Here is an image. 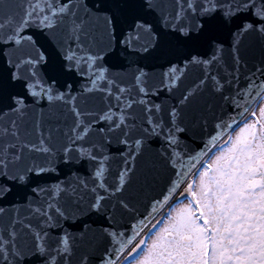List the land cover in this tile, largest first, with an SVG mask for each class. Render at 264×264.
<instances>
[{"label":"snow or ice","instance_id":"6c2138e0","mask_svg":"<svg viewBox=\"0 0 264 264\" xmlns=\"http://www.w3.org/2000/svg\"><path fill=\"white\" fill-rule=\"evenodd\" d=\"M24 4L26 7L21 13L5 14L4 0H0V57L7 66L0 78V105L6 104L8 111L17 117H23L26 111L25 94L4 95L9 84L14 86L19 82L34 101L38 98L37 88L41 89L40 98L47 94L50 102L64 99L63 95H51L37 79L36 68L47 59L43 53L33 55L24 51L26 45L33 50L42 47L29 34L32 28L39 29L49 40V33L63 28L69 40L63 55L64 67L84 76H87V68L93 85L106 80L105 57L119 58L121 53L155 56L162 40L167 44L165 55L171 57L167 59L168 71L161 74L159 86L149 82L143 68L134 74L133 88L141 97L139 100L129 95L131 102L124 104L125 94L131 90L107 81L106 94L117 102L119 115L116 116L110 106L101 116L93 117L107 124V128H98V132L120 130V135L125 137L120 143L126 149L131 148L125 157L126 164L129 158L135 159L140 154L143 139L153 136L161 140L158 154L170 169L165 189L151 204L152 211L138 221L139 229L133 224L130 234L108 233L113 238L112 246L106 250L102 264H264V106H261L264 63L246 78L245 87L237 88L233 95H226L225 89L238 77H230L221 67L225 44L221 37L226 31L233 37L232 66L237 71L242 58L235 37L254 33L264 38V0H170V3L113 0L111 8L100 0L93 7L105 13V23L111 26L105 28L106 43L102 48L85 26L91 10L80 17L73 0H24ZM82 7L88 8V5ZM113 9L116 11L112 12ZM124 10L132 14V19L126 29L119 30L117 13ZM9 50L12 58H9ZM190 66L201 69L198 82L185 89L178 105L167 111V119L156 115L161 112V106L145 103L143 98L162 90L177 89L185 74L182 69ZM206 89L218 94L232 112L226 114L227 118L221 116L209 138L192 149L184 143L188 137L183 126V108ZM87 90L93 91L92 88ZM136 104L141 106L143 114L144 127L140 129L143 139H135L134 146H130L128 118ZM73 112L76 127L84 133L75 139L84 140L89 129L80 123L82 113L75 108ZM3 114L4 108L0 107V115ZM22 135L17 119L0 121V198L11 191L8 182L23 184L28 174L39 175L45 171L42 166L21 167L26 151L51 153L43 133L39 134L38 143L25 141ZM71 151L66 148L65 156ZM85 155L96 159L87 150ZM129 172L130 166L119 174L118 185L110 195L123 192ZM103 174L101 162L97 179H102ZM143 179L146 184L154 183L155 170H147ZM98 187L109 191L103 183ZM104 200V196L97 197L90 209L100 212ZM117 204L124 211L131 210L129 202L123 198L118 199ZM3 211L0 208V213ZM33 211L48 228L53 226V220L64 216L61 208L51 202ZM16 225H20L21 230L27 229L32 237L27 251L16 244L19 237ZM69 240L66 233L53 239L47 228L33 231L30 222L14 220L0 231V264H31L36 259L42 264H72L74 251ZM79 264H89V257L81 256Z\"/></svg>","mask_w":264,"mask_h":264},{"label":"water","instance_id":"95a60500","mask_svg":"<svg viewBox=\"0 0 264 264\" xmlns=\"http://www.w3.org/2000/svg\"><path fill=\"white\" fill-rule=\"evenodd\" d=\"M73 2L79 8L80 17H84L85 12L91 10L92 14L85 20V26L96 37L99 47H104L105 28L111 26L105 23V13L93 7L100 0H73ZM104 2L111 8L113 0H104ZM160 2L170 3V0H160ZM84 4H87L88 8L82 7ZM23 7H26L24 0H4L5 14L21 13ZM115 11V9L112 10V12ZM112 12L108 14L111 15ZM117 18L119 30H124L128 27L132 14L124 10L117 13ZM149 19L153 18L149 17ZM29 34L33 35V39L42 47L33 50L26 45L24 51L31 52L33 55L36 52H42L47 58L36 68L38 81L45 89L50 90L51 95L54 97L63 95L64 99L50 102L47 94H43V98H40L41 89L37 88L35 91L38 98L34 101L32 96L26 94L27 90L20 87L19 82L14 86L9 84L4 89L6 96L24 93L27 108L23 117H17L15 113L8 111L6 104L0 105L4 108L0 121L6 123L8 120L17 119L20 122L22 139L32 143H38L39 134L43 133L46 146L51 149V153L27 151L24 153L21 167L39 168L42 166L45 171L39 175L28 174V179L23 184L8 182L11 191L0 198V208L4 209L3 213H0V231L8 228L14 220H21L25 223L30 222L33 225V231L47 228L53 239L66 233L74 251L72 264H79V258L83 255L89 257V264H102V259L106 258V250L112 246L113 238L108 233L116 231L130 234L133 224H137L139 229L138 221L152 211L151 204L165 189L170 169L158 154L161 152V140L153 136L147 139L142 138L140 129L144 127V124L139 104H136L131 110L132 114L129 115L130 131L127 139L130 146H134L135 139H143V144L140 154L136 155L135 159L129 158L127 164L125 157L128 156L131 148L126 149L125 145L120 143L125 138L120 135V130L100 133L97 129L107 128V124L97 122L93 120V117L101 116L110 106L115 115H119L117 102L110 100L106 94L109 80L113 81L116 86L131 90L125 94L124 104L131 102L128 99L129 95L136 100L141 99L133 88V76L138 69L143 68L148 73L149 82L159 86L161 74L168 71L167 59L171 58L165 55L167 44L162 40L160 51L155 56H125L121 53L119 58L105 57L103 64L107 69L106 80L97 81L93 85L88 78L91 72H88L87 68H85L87 76H84L76 70L68 71L64 67L63 55L67 51L69 40L63 28L55 30L54 34L49 33L50 40L36 28L30 29ZM221 38L225 40L224 60L221 67L230 77L232 75L238 77L230 87L225 89L226 95H233L237 88L245 87L246 78L257 66L264 63V38L254 33L235 37L242 58L238 71L232 66L233 37L226 31ZM95 50L97 49L94 45L93 51ZM9 58H12L11 50H9ZM5 67L7 66L4 59L0 57V78L3 77ZM182 71L185 74L177 89L172 92L162 90L157 95L143 98L145 103L161 106V112L156 115L167 119V111L178 105L185 89L198 82L202 75L201 69L196 66H190ZM89 88L93 91L89 92L87 90ZM74 108L82 113L79 118L81 125L89 129L84 140L75 139L78 134L84 135V133L76 127L77 118L73 112ZM231 112L232 109L220 99L218 94L208 89L204 90L202 95L194 97L183 108V126L187 129L188 137L184 143L189 148H197L209 138L210 133H213L220 117L227 118L226 114ZM66 148L72 149L67 157L65 156ZM85 150L95 155L96 159L92 160L85 155ZM101 162H103L104 174L102 179H97L96 172ZM129 166L131 172L128 173V182L123 192L110 195L118 185L119 174ZM149 169L155 170L156 181L146 184L143 177ZM101 183L105 184L109 191L106 192L98 187ZM94 188L96 191H93ZM99 196L105 197L104 207L100 212L92 211L89 206ZM120 198L129 202L130 211L119 208L117 201ZM47 202L59 206L64 212V216L58 221L53 220L51 228H48L41 218L35 217L33 211L37 207H45ZM148 218L151 219V216ZM16 227L19 234L16 244L22 250L27 251L32 245V237L27 229L21 230L20 225ZM28 257L31 259V252H28ZM9 259L11 260V257ZM31 264H42V262L36 259L32 260Z\"/></svg>","mask_w":264,"mask_h":264},{"label":"flooded vegetation","instance_id":"af4514ba","mask_svg":"<svg viewBox=\"0 0 264 264\" xmlns=\"http://www.w3.org/2000/svg\"><path fill=\"white\" fill-rule=\"evenodd\" d=\"M261 106H264V101H262L261 102ZM259 115V113H258V108H257V116ZM237 131H238V129H237ZM185 203H187V202H185ZM180 206V205H179Z\"/></svg>","mask_w":264,"mask_h":264},{"label":"rangeland","instance_id":"374dc122","mask_svg":"<svg viewBox=\"0 0 264 264\" xmlns=\"http://www.w3.org/2000/svg\"><path fill=\"white\" fill-rule=\"evenodd\" d=\"M180 206H183V205H180ZM165 223H167V220H165ZM147 239V237H145ZM154 238V237H153Z\"/></svg>","mask_w":264,"mask_h":264},{"label":"bare ground","instance_id":"6f19581e","mask_svg":"<svg viewBox=\"0 0 264 264\" xmlns=\"http://www.w3.org/2000/svg\"><path fill=\"white\" fill-rule=\"evenodd\" d=\"M138 239V238H137Z\"/></svg>","mask_w":264,"mask_h":264}]
</instances>
